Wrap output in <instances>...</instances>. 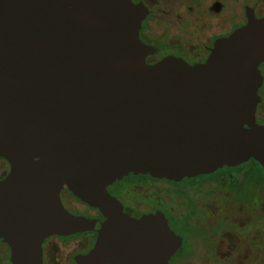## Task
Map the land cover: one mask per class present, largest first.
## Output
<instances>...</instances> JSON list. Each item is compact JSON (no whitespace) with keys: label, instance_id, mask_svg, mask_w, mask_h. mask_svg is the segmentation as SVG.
I'll return each mask as SVG.
<instances>
[{"label":"water","instance_id":"water-1","mask_svg":"<svg viewBox=\"0 0 264 264\" xmlns=\"http://www.w3.org/2000/svg\"><path fill=\"white\" fill-rule=\"evenodd\" d=\"M142 18L131 0H0V241L12 264H44L46 238L95 230L64 206L65 187L105 217L76 264H169L183 240L166 217H131L109 186L264 167V16L196 65L147 64Z\"/></svg>","mask_w":264,"mask_h":264},{"label":"rangeland","instance_id":"rangeland-1","mask_svg":"<svg viewBox=\"0 0 264 264\" xmlns=\"http://www.w3.org/2000/svg\"><path fill=\"white\" fill-rule=\"evenodd\" d=\"M262 64L264 62L259 69L264 78ZM258 93L261 99L256 118L258 123H264V86ZM7 169L8 162L0 156V175ZM262 169L264 167L257 160L251 159L233 171L208 176L195 183L173 185L149 179L130 183L124 191L131 196L127 199L129 206L137 207L139 202H144L142 209H150L148 203L151 201L162 203L170 217L177 222L180 220L184 232L180 234L185 235V243L174 264H264ZM63 190L71 210L88 212L87 203L75 197L69 199L70 190L66 187ZM54 241L52 253L46 255V264L72 263L73 256L86 247V239L82 236ZM0 250V264H12L7 245H1Z\"/></svg>","mask_w":264,"mask_h":264},{"label":"flooded vegetation","instance_id":"flooded-vegetation-1","mask_svg":"<svg viewBox=\"0 0 264 264\" xmlns=\"http://www.w3.org/2000/svg\"><path fill=\"white\" fill-rule=\"evenodd\" d=\"M143 12L141 26L139 28V38L147 46L145 60L147 64H156L168 57L180 58L190 65H196L206 62L210 56L216 42L222 38L228 37L235 30L246 25L250 17L261 18L264 16V0H131ZM264 66V64H262ZM261 66V67H262ZM264 86V82L262 87ZM258 110V109H257ZM258 121V120H257ZM259 122V121H258ZM264 124V123H260ZM245 164V163H244ZM242 165V164H241ZM225 167L209 175H200L193 178H185L181 181H172L168 179L154 178L149 174L130 173L121 180L114 182L109 186V192L115 196L124 206V211L131 217L141 219L144 216L161 212L167 219L171 230L180 236L183 240L182 247L178 249L170 258L169 264H174V260L181 253L184 247V237L180 234L183 230L178 222L170 217L168 210L162 203L151 201L148 203L150 209H142L144 202H139L137 207L129 206L127 199L131 198L124 189L130 183H139L145 180L167 182L173 185H180L185 182L195 183L205 177H215L227 171H233L239 168ZM10 171L8 169L1 175L4 178ZM139 181V182H138ZM64 190L61 191V200L64 206L73 214L82 215L97 221L95 230H87L69 236L52 235L43 242V261L47 254L52 253L54 249V239H72L82 236L86 239L85 250L77 253L72 258V263L76 264V257L86 254L94 246L98 237V229L101 223L105 221L103 214L94 207L85 205L88 209L83 212L71 210L64 197ZM70 197H75L69 192ZM76 198V197H75ZM122 198V199H121ZM84 203L80 199L76 198ZM122 200V201H121ZM177 223V224H176ZM174 225V229L173 225ZM7 245L0 241L1 245ZM10 250L9 246L7 245ZM0 250V258H1ZM11 255V253H10Z\"/></svg>","mask_w":264,"mask_h":264},{"label":"trees","instance_id":"trees-1","mask_svg":"<svg viewBox=\"0 0 264 264\" xmlns=\"http://www.w3.org/2000/svg\"><path fill=\"white\" fill-rule=\"evenodd\" d=\"M257 166H258V165H257ZM225 168H226V169H230V168H228V167H225ZM258 168H259V167H258ZM259 169H260V168H259ZM262 170H263V172H264V169H262ZM262 170H261V171H262Z\"/></svg>","mask_w":264,"mask_h":264}]
</instances>
